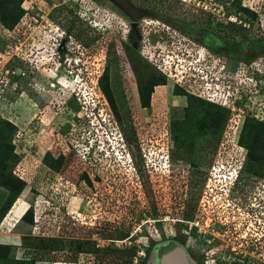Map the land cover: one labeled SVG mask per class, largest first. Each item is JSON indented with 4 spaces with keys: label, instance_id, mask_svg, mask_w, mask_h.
Returning <instances> with one entry per match:
<instances>
[{
    "label": "rangeland",
    "instance_id": "obj_1",
    "mask_svg": "<svg viewBox=\"0 0 264 264\" xmlns=\"http://www.w3.org/2000/svg\"><path fill=\"white\" fill-rule=\"evenodd\" d=\"M10 1L20 18L11 30L0 22V125L17 128L12 140L19 159L9 165L27 186L0 225V243L12 246L8 262L34 257L38 264H146L149 247L174 240L194 264H264V215L254 211L258 202L252 199L262 194V183L244 174L232 189L233 174H224L234 168L245 117L264 120V0H205L197 7L194 0H128L136 21L113 0ZM194 15L202 17V26L221 15L223 26L251 28L239 31L237 42L250 45L249 56L252 50L259 55L257 66L245 55L240 64L225 58L236 70L234 79L227 75L218 85L196 80L189 86L187 66L179 67V77L171 74L168 58L163 65L157 61L156 30L182 29L174 44L160 45L178 53L187 36L199 32ZM142 18V43L131 47L133 26ZM156 64L167 73L165 80ZM106 69L119 117L100 89ZM153 83L161 84L145 107L138 87L147 90ZM176 83L203 97L218 90L229 112L216 135L192 130L196 139L189 140V151L172 139V119L182 120L188 105ZM229 93L235 99L229 101ZM60 155L62 168L50 169L46 161ZM245 160L238 159L239 170L231 172H244ZM6 195L0 190V207ZM30 207L32 225L21 218ZM32 238L61 245L56 252L43 245L29 249L24 243ZM78 240L99 253H76Z\"/></svg>",
    "mask_w": 264,
    "mask_h": 264
},
{
    "label": "trees",
    "instance_id": "obj_2",
    "mask_svg": "<svg viewBox=\"0 0 264 264\" xmlns=\"http://www.w3.org/2000/svg\"><path fill=\"white\" fill-rule=\"evenodd\" d=\"M21 1L19 0V5L21 6ZM13 3L10 0H0V22L8 29H13L17 24L20 16L18 14L13 13ZM19 7V6H18ZM246 15L256 18L257 14L249 9H240ZM75 13V12H74ZM77 18L76 14L74 15L73 19ZM231 26H236L235 24ZM74 25L71 24L70 27L67 29V38L73 32L72 28ZM264 52V51H261ZM60 57V55H59ZM62 61H65L62 59ZM65 63V62H64ZM108 69L104 71V74L99 80L100 89H102L103 93L107 97L109 104L115 114L119 117V111L116 105V101L113 97V94L109 87V73ZM161 83H153L151 87H140L142 103L145 107H148L151 103V95L154 92V88ZM179 90V89H178ZM177 94L183 95L187 97V107L185 109V118L182 120H173L171 131H172V139L177 142V140H181L182 146L186 148L187 151L190 150L189 140L192 142L195 141L196 137L194 138V131L196 128L200 129L199 131H203L206 133H211L216 135L219 130L226 124L228 120V111L223 109L222 105L217 103L209 102L195 94L186 93L185 91H177ZM202 105L205 108V114L201 118L197 113L198 110L201 108ZM204 124V125H203ZM198 125H201L198 126ZM203 125V128H202ZM264 125V121H259L253 117H248L243 130L239 137V142L237 148L234 149V157L236 160L234 162V168H240V164H238V159L245 160V171L243 173V177L245 178L244 174H247L248 177L252 176H261L264 163V130H258L259 126L261 127ZM17 130L15 124L9 123L4 121L2 125H0V190H5L8 193L5 202L0 207V225L2 224L3 220L5 219L8 212L11 210L13 205L17 202L20 198L22 193L25 191L27 183L25 180L21 179L15 174L13 169H10L9 162L14 161L16 163L19 159V156L16 153V148L13 145L12 137L14 132ZM188 134V137L185 135ZM210 134V135H211ZM129 143L131 147L135 144L134 138H129ZM189 149V150H188ZM246 153H245V152ZM244 152V153H243ZM226 155V156H225ZM224 159L228 157V152H225ZM244 155V158L242 157ZM91 155H89L90 157ZM51 161H46L47 166L55 171H59L62 168L64 163V157L60 155L58 158L49 157ZM53 161V162H52ZM242 162V161H240ZM233 164V163H232ZM89 184L90 181L88 177L85 178ZM24 221L33 224L34 223V209L30 207L26 214L23 217ZM30 242L25 241L26 247L29 249L31 248H40L43 245V249L49 250L51 252H56L59 250L61 241L58 239H28ZM87 242H82L80 240L74 241V249L76 253H99V249L95 248L94 246L91 248L85 247ZM38 244V245H36ZM158 243H154L151 247H149L148 251L149 254L155 249ZM89 245V243H88ZM12 246L8 245H0V264H10L8 262V258L10 255V250ZM42 248V247H41ZM86 248V249H85ZM150 256V255H149ZM130 260V259H129ZM132 260V259H131ZM40 262L37 258H29L25 260H17L16 264H38Z\"/></svg>",
    "mask_w": 264,
    "mask_h": 264
},
{
    "label": "flooded vegetation",
    "instance_id": "obj_3",
    "mask_svg": "<svg viewBox=\"0 0 264 264\" xmlns=\"http://www.w3.org/2000/svg\"><path fill=\"white\" fill-rule=\"evenodd\" d=\"M201 2L204 4L207 3L205 0H194L193 6L194 7H195V5H196V7L201 6ZM204 8H206V7H204L202 5L200 12H204ZM197 17H198V19H197ZM223 17L221 15H214V17H212V19L210 20L211 24L209 27V26H204V25L202 26L201 25L202 19H200L202 17H199V15H194V19L192 20V22L194 24H196V26L199 28V32L198 31H196V32L190 31L194 35L187 36L188 41L184 43V50H180V52H178V53H174L172 50H170V51L161 50L160 45H161L162 41H164V40H167L169 44H174L175 43L174 39H176L174 37V34L176 35L179 31H182V29H180L179 26H175L176 29L173 28L172 26L164 27L165 29H161L162 27H158L162 31H160V29H159V31L156 30L159 33V35L155 37L156 39L153 38L154 40L152 42H154V45H158L156 55H157V59H159V60H157L159 62V64L160 65L165 64L166 58H168L171 61L170 73L173 74L175 77H179V75H180L179 74V72H180L179 67L184 68L187 66L189 69V71L187 72L188 76H185L184 78H185V80H186V78H189L186 81L187 84L190 83L189 86H191V83L193 81L195 82L196 80L198 81V83L200 82L199 80H202L201 81L202 83L207 82V84L210 85V83L213 82V83H215V85H218L217 84L218 82H225V80H226L225 78H227V75L231 79H234L233 76H231V73L235 72L236 70L234 68H230L227 66L228 63L224 60L225 58L229 57V59H231L232 61L238 62L240 64V63H244V61H245V60L244 61L242 60L243 55L247 56L246 58L249 59L248 62L259 57V55L257 56V54L254 52V50H252L251 51L252 55L249 56L247 53V50L249 48L251 49L250 45L249 44H243L242 45L239 42H237L238 38L240 37L238 32L241 30L249 31L251 28L246 27V26L241 27L239 25L238 26H231V25L230 26H225V25L223 26V22H224ZM195 18L197 19V21ZM143 19L144 18H142V20H140L136 23V28L133 29V31H132V35L134 34L135 37L133 39L132 35H131V40H130V46L131 47H134L136 45H140L142 43L143 34H142L141 30L144 26V23H142V21L144 22ZM229 21H231V20H229ZM207 22H209V20H207ZM164 26H165V24H164ZM186 30H188V29H186ZM225 34H227L230 37L232 36V38H230V41H227V38L226 39L224 38ZM179 36H181V34ZM182 36H184V35H182ZM191 45H193V47ZM188 47H190V49H188ZM159 50H161V51H159ZM256 52H259V51H256ZM138 54H139L140 58L144 59V57L141 55L140 51H138ZM259 54L264 57V52L260 51ZM245 56H243V57H245ZM130 58L133 59L132 56H130ZM256 60H254L252 64H254L256 62ZM159 64L155 65L157 68L156 70L159 73H162L163 79L165 80L167 73L160 67ZM249 66L251 67V65H249ZM253 66H257V65L254 64ZM263 74H264V72H263ZM174 81H176V80H174ZM178 83H176V85H175V88L177 87L176 89H179L180 91H185L186 93H190L186 89L187 84H186V86H183V85L178 84ZM139 90H140V88L138 87V91ZM174 92H175V89H174ZM184 97L187 99L186 96H184ZM247 118H248V116L245 117L244 124H245ZM174 120H178V119H174ZM244 124H243V127H244ZM262 166H263L262 175L261 176H252V177H256V178L260 179L259 184L262 183L261 184V186L263 187L262 193L264 194V163L262 164ZM249 198H248V200H249ZM252 199H255L258 202L257 205L253 204V207H256V206L260 207L261 206L260 200H258L257 198H252ZM260 208H262V207H260ZM250 210L252 211L253 209H250ZM254 211L258 212V211H256V208ZM260 215H264V213H260ZM0 244H2V243H0ZM173 246H179L180 247L181 245L178 244L174 240L161 241L160 243L157 244L155 249L152 251L150 257L148 258V260L146 262V264H163L164 256L170 251V249ZM185 252H186V255H187L186 257L188 260V262L186 264H194V263H192V262H194L192 254H190V252L186 249H185ZM237 262L238 263H235V264H245L246 263V262L240 261V260ZM176 264H184V261L181 260L180 258H178L176 260ZM195 264H199V263L195 262ZM205 264H208V263L205 262Z\"/></svg>",
    "mask_w": 264,
    "mask_h": 264
},
{
    "label": "water",
    "instance_id": "obj_4",
    "mask_svg": "<svg viewBox=\"0 0 264 264\" xmlns=\"http://www.w3.org/2000/svg\"><path fill=\"white\" fill-rule=\"evenodd\" d=\"M119 7H121L128 15L132 17L134 21L137 20L136 9L132 7L128 0H113ZM133 28H136V23L134 24ZM134 34L132 38L134 39ZM186 252L183 247L173 246L170 251L164 256L163 264H176V260L180 258L184 261V264L188 262L186 257Z\"/></svg>",
    "mask_w": 264,
    "mask_h": 264
},
{
    "label": "clouds",
    "instance_id": "obj_5",
    "mask_svg": "<svg viewBox=\"0 0 264 264\" xmlns=\"http://www.w3.org/2000/svg\"><path fill=\"white\" fill-rule=\"evenodd\" d=\"M74 93H76V91L74 92ZM84 97H85V95H84ZM232 99H235L234 98V96H229V101H231ZM121 142H122V145L124 146V145H126L125 144V140H121ZM236 171V170H239V169H237V168H231L230 170H229V173H224L225 175H228L229 177L231 176V174H233V176H231V180H233L232 182H231V184H232V189H237L236 188V185H240L243 181H244V177H243V173L241 172V171H238V172H236V173H234V172H231V171ZM263 192V191H262ZM257 196H255V198H259L258 200H260L261 201V206L260 207H262V205H264V198H263V196H264V194L262 193H260V194H256ZM260 207H254V209L256 208V211H259L260 213H264L263 211H262V209L263 208H260ZM29 209V208H28ZM28 209H27V211H28ZM261 209V210H260ZM26 211V212H27ZM26 212L24 213V215L26 214ZM24 215L21 217V218H23L24 217ZM1 229V228H0ZM2 234V233H1ZM0 245H3V244H0Z\"/></svg>",
    "mask_w": 264,
    "mask_h": 264
},
{
    "label": "built area",
    "instance_id": "obj_6",
    "mask_svg": "<svg viewBox=\"0 0 264 264\" xmlns=\"http://www.w3.org/2000/svg\"><path fill=\"white\" fill-rule=\"evenodd\" d=\"M231 20V19H230ZM230 97L231 96H234V98L236 97V94L235 93H229L228 94ZM196 96H199V97H201V98H203V99H205V100H207V101H209V102H212V103H217V104H220V105H222V106H225V104H227V102L226 101H220V100H222V97L220 96V95H218V90L217 91H214V93H212V95L211 96H208V97H203L202 95H200V94H198V95H196ZM220 99V100H219ZM256 118L257 119H259L260 120V118L258 117V116H256ZM264 121V120H263ZM239 142V141H238Z\"/></svg>",
    "mask_w": 264,
    "mask_h": 264
},
{
    "label": "bare ground",
    "instance_id": "obj_7",
    "mask_svg": "<svg viewBox=\"0 0 264 264\" xmlns=\"http://www.w3.org/2000/svg\"><path fill=\"white\" fill-rule=\"evenodd\" d=\"M181 165H182V166H184V165L186 166V163L182 162Z\"/></svg>",
    "mask_w": 264,
    "mask_h": 264
},
{
    "label": "crops",
    "instance_id": "obj_8",
    "mask_svg": "<svg viewBox=\"0 0 264 264\" xmlns=\"http://www.w3.org/2000/svg\"><path fill=\"white\" fill-rule=\"evenodd\" d=\"M7 196V195H6ZM2 234L0 233V236H1ZM4 236V235H3Z\"/></svg>",
    "mask_w": 264,
    "mask_h": 264
}]
</instances>
